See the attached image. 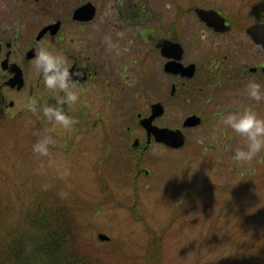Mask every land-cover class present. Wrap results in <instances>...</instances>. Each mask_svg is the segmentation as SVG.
Masks as SVG:
<instances>
[{
	"label": "flooded vegetation",
	"instance_id": "obj_1",
	"mask_svg": "<svg viewBox=\"0 0 264 264\" xmlns=\"http://www.w3.org/2000/svg\"><path fill=\"white\" fill-rule=\"evenodd\" d=\"M263 25L264 5L255 0H9L0 12V114L44 120L25 104L33 96L54 102L32 69L39 47L54 48L80 91L70 109L74 128L53 133L62 140L55 139L57 150L66 144L83 155L93 139L101 158L112 139L119 160L124 153L136 159L135 168L145 165L136 175L150 173L153 148H182L196 128L221 125L224 114L247 105L261 115L263 103L249 99L245 84L255 79L264 89V43L251 31ZM156 103L162 112L151 124L182 130L181 147L157 142L140 124ZM192 116L197 121L188 124Z\"/></svg>",
	"mask_w": 264,
	"mask_h": 264
},
{
	"label": "rangeland",
	"instance_id": "obj_2",
	"mask_svg": "<svg viewBox=\"0 0 264 264\" xmlns=\"http://www.w3.org/2000/svg\"><path fill=\"white\" fill-rule=\"evenodd\" d=\"M5 3L9 0H0V12ZM3 103L10 113L16 111L8 109L6 99ZM178 107L171 108L177 116ZM29 120L0 114V236L23 223L19 200L22 209L32 190L50 185L65 201L72 196L69 210L95 245L111 242L130 254L119 253L118 260L114 250L101 252L98 264H136L133 254L144 253L146 264H264V152L250 162H234L233 151L244 146V138L231 129L200 126L182 148L155 147L149 152L155 157L150 173L136 175V168L145 165L135 168L134 158L124 153L119 160L112 139L101 158L94 155L93 139L83 155L66 144L61 152L54 143L49 156H37L32 145L51 126ZM11 200L13 209L5 207L2 217V207ZM145 226L157 236L151 254ZM99 231L113 240H98Z\"/></svg>",
	"mask_w": 264,
	"mask_h": 264
},
{
	"label": "trees",
	"instance_id": "obj_3",
	"mask_svg": "<svg viewBox=\"0 0 264 264\" xmlns=\"http://www.w3.org/2000/svg\"><path fill=\"white\" fill-rule=\"evenodd\" d=\"M255 2L264 5V0H255ZM56 192L54 186L50 185L41 190H32L31 193L29 192L32 196L27 203H22V209L19 200L17 209L23 223L17 230L13 229V232L11 229L7 230L0 236V264H98L102 260L101 252L104 254L105 251L114 250L116 257L119 253H125L126 258L130 255L124 250H119L118 245L111 242L95 245L91 238L85 235L74 212L69 210L73 206L68 204L72 196L69 199L65 198L67 199L65 201ZM8 196L12 198L13 195ZM75 201L78 202L79 199L76 198ZM5 207L11 211L14 207L13 200L2 207V217ZM9 227L11 228V225ZM146 228L150 234L146 249L147 253L151 254L155 251L151 246L157 236L151 234L150 228ZM133 255L136 264L147 263V254ZM117 259L119 260V257ZM122 261L124 262L125 259L122 258Z\"/></svg>",
	"mask_w": 264,
	"mask_h": 264
},
{
	"label": "clouds",
	"instance_id": "obj_4",
	"mask_svg": "<svg viewBox=\"0 0 264 264\" xmlns=\"http://www.w3.org/2000/svg\"><path fill=\"white\" fill-rule=\"evenodd\" d=\"M32 69L42 79L45 88L51 91L54 101L41 103L33 96L25 104L29 111L38 118L42 117L51 126L32 145L34 154L47 157L50 147L55 143L52 133L57 129L70 131L74 128L76 120L70 115V109L77 104L80 91L73 79L70 64L54 48L39 47L32 61ZM245 90L251 101L259 103L264 100V89L255 79L247 81ZM224 129H231L234 134L244 138V146L233 151L232 159L237 164L250 162L264 152V116L259 115L251 105L224 114L220 130Z\"/></svg>",
	"mask_w": 264,
	"mask_h": 264
},
{
	"label": "water",
	"instance_id": "obj_5",
	"mask_svg": "<svg viewBox=\"0 0 264 264\" xmlns=\"http://www.w3.org/2000/svg\"><path fill=\"white\" fill-rule=\"evenodd\" d=\"M251 31L253 32L257 40L262 41L264 43V25L262 26V29H260V27H255L251 29ZM255 32H256V35H255ZM260 33L262 34L263 37H261ZM19 75L20 73L18 74L17 72L16 77H14V81L18 82L20 86L22 84V79L20 78ZM161 110H162L161 105L156 103L152 107L151 115L148 117L141 118L140 123L146 127L148 133L152 132L154 134L155 139L157 141L165 142L166 144L173 146V147L181 146L184 142V134L181 131L175 130V129L157 128L151 125L152 118L154 117V115L161 113ZM196 121H197L196 117H193V116L189 117L186 120L188 124H193ZM97 237L102 241L109 239V236L104 232H98Z\"/></svg>",
	"mask_w": 264,
	"mask_h": 264
}]
</instances>
